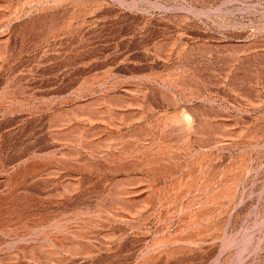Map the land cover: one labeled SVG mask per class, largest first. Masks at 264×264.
<instances>
[{
    "label": "rangeland",
    "instance_id": "374dc122",
    "mask_svg": "<svg viewBox=\"0 0 264 264\" xmlns=\"http://www.w3.org/2000/svg\"><path fill=\"white\" fill-rule=\"evenodd\" d=\"M0 264H264V0H0Z\"/></svg>",
    "mask_w": 264,
    "mask_h": 264
},
{
    "label": "crops",
    "instance_id": "0c3cea01",
    "mask_svg": "<svg viewBox=\"0 0 264 264\" xmlns=\"http://www.w3.org/2000/svg\"><path fill=\"white\" fill-rule=\"evenodd\" d=\"M58 144V146H60V147H67V148H69V147H71V145H70V143H68V142H66L65 144H63V145H61L60 143H57ZM74 145H76V143H74ZM81 146H83V145H81Z\"/></svg>",
    "mask_w": 264,
    "mask_h": 264
}]
</instances>
